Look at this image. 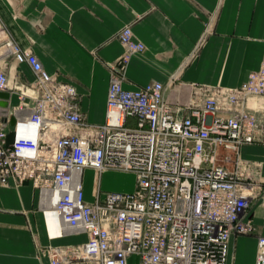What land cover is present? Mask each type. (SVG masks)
Listing matches in <instances>:
<instances>
[{"label":"built area","instance_id":"2783aa9c","mask_svg":"<svg viewBox=\"0 0 264 264\" xmlns=\"http://www.w3.org/2000/svg\"><path fill=\"white\" fill-rule=\"evenodd\" d=\"M117 36L125 52L108 63L105 120L89 123L76 87L49 73L0 20V90L9 88V56L27 62L35 74L21 87L12 111V140L6 131L10 115L0 121V183L31 180L44 214L57 225L53 233L66 227L88 235L81 244L41 251L52 264H127L132 254L141 264H227L231 235L252 234L258 244L255 264H264V181L250 177L238 156L243 143L264 144V112L258 115L250 105L264 96V57L240 86L194 84L203 98L190 99L189 113L179 117L163 82L124 87L131 55L146 46L131 25ZM28 97L34 100L30 108ZM221 148L237 153L233 169L219 161ZM86 167L98 175L107 169L134 171L136 188L98 187L95 199L87 201ZM255 202L263 210L261 223L251 215Z\"/></svg>","mask_w":264,"mask_h":264},{"label":"crops","instance_id":"0c3cea01","mask_svg":"<svg viewBox=\"0 0 264 264\" xmlns=\"http://www.w3.org/2000/svg\"><path fill=\"white\" fill-rule=\"evenodd\" d=\"M0 20L49 73H58L60 80L76 87L89 123L105 120L108 63L118 62L125 52L117 34L126 25H131L134 37L146 47L131 55L124 87L163 82L166 98L179 106V117L189 113L186 104L190 99L201 102L203 98L195 94L194 84L240 86L264 57V0H0ZM5 66L10 84L0 90V110H8L6 131L12 140V111L20 102L21 87L33 82L35 74L27 62H18L13 56ZM172 75H176L174 82L167 85ZM27 100L28 108L32 107L34 100ZM250 105L261 115L264 96L254 97ZM3 119L0 111V121ZM226 155L232 160H226ZM238 156L248 166L250 177L264 181V144L243 143ZM236 157L237 153L220 149L219 161L231 169ZM113 171L98 175L92 167L84 169L87 201L95 199L98 187L105 191L103 179ZM92 177L94 183L87 182ZM251 215L256 223L262 222L258 202ZM51 227L31 180L0 183V264H52L50 254L42 248H69L88 239L84 231L64 227L55 234ZM257 248L255 235L232 234L227 264H255ZM70 264L92 263L73 260ZM127 264H141L139 255H130Z\"/></svg>","mask_w":264,"mask_h":264},{"label":"rangeland","instance_id":"374dc122","mask_svg":"<svg viewBox=\"0 0 264 264\" xmlns=\"http://www.w3.org/2000/svg\"><path fill=\"white\" fill-rule=\"evenodd\" d=\"M116 172H112L105 176L103 179V189L105 191H133L136 188L137 174L131 170H119L114 169ZM92 181L93 177L87 178V182Z\"/></svg>","mask_w":264,"mask_h":264},{"label":"water","instance_id":"95a60500","mask_svg":"<svg viewBox=\"0 0 264 264\" xmlns=\"http://www.w3.org/2000/svg\"><path fill=\"white\" fill-rule=\"evenodd\" d=\"M2 93H0V95H1ZM3 106L4 107H6L7 106V104H6V102L3 104ZM1 111V114L3 115V116H7L8 115V110L6 109V108H3L2 110H0ZM14 118V117H13ZM13 122H15V118H14V121Z\"/></svg>","mask_w":264,"mask_h":264},{"label":"bare ground","instance_id":"6f19581e","mask_svg":"<svg viewBox=\"0 0 264 264\" xmlns=\"http://www.w3.org/2000/svg\"><path fill=\"white\" fill-rule=\"evenodd\" d=\"M50 225L52 226L51 227L52 228V232H54V230H56V228H57L56 223L53 220H50Z\"/></svg>","mask_w":264,"mask_h":264}]
</instances>
